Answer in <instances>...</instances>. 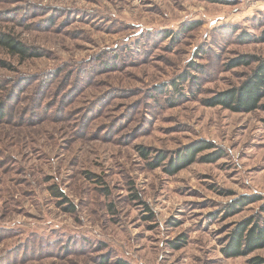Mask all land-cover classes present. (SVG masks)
<instances>
[{
    "label": "rangeland",
    "instance_id": "1",
    "mask_svg": "<svg viewBox=\"0 0 264 264\" xmlns=\"http://www.w3.org/2000/svg\"><path fill=\"white\" fill-rule=\"evenodd\" d=\"M263 34L264 0H0V264H264L222 253L264 217V114L203 104Z\"/></svg>",
    "mask_w": 264,
    "mask_h": 264
},
{
    "label": "trees",
    "instance_id": "2",
    "mask_svg": "<svg viewBox=\"0 0 264 264\" xmlns=\"http://www.w3.org/2000/svg\"><path fill=\"white\" fill-rule=\"evenodd\" d=\"M182 31H185L183 29ZM242 41L249 40V36L244 34L241 37ZM264 41V34L261 36ZM0 46L8 49L11 53L27 56L28 51L25 46L20 45L9 36L0 35ZM225 67L228 70L244 67L249 68V73L242 76L241 82L231 86L225 90L214 92L209 98L203 100V104L207 107H220L233 113H253L261 111L264 114V58L254 55L242 54L227 62ZM199 68V67H197ZM180 81L190 79L191 83L196 87V92L200 91L199 83L195 78L190 77L189 73H183L179 76ZM176 88V83L172 82ZM177 93V91H176ZM3 107H0V119L3 117ZM264 126V117L261 119ZM211 148L206 143H200L196 146H191L183 152L178 151L177 156L171 159L168 164L169 173L177 172L191 163L197 152ZM140 155L147 159L148 152L144 148H138ZM217 156L205 158V161L213 162ZM166 157L164 154H159L155 157V162L149 164L150 167H159ZM60 194V193H59ZM59 196H63L60 194ZM240 205L241 202L239 203ZM230 208L235 209L236 205L232 204ZM261 213L264 214V206L261 208ZM227 243L222 248V253L227 258H235L250 254L251 252L264 248V217L254 221H245L236 225L235 229L228 235ZM184 243V240H180ZM181 246V243L176 244ZM262 260L256 258L253 264H259ZM126 264V263H119Z\"/></svg>",
    "mask_w": 264,
    "mask_h": 264
}]
</instances>
